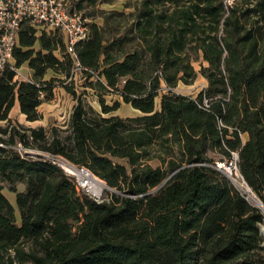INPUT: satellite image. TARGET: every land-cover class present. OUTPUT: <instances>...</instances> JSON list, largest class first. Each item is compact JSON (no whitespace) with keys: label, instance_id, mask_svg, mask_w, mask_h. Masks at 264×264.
<instances>
[{"label":"trees","instance_id":"1","mask_svg":"<svg viewBox=\"0 0 264 264\" xmlns=\"http://www.w3.org/2000/svg\"><path fill=\"white\" fill-rule=\"evenodd\" d=\"M113 1H72L89 30L76 59L58 31L38 34L24 22L13 57L30 81L0 73V264H264V213L216 168L236 152L264 204V0L97 8ZM48 71L64 80H47ZM75 76L100 111L68 86ZM198 76L207 85L196 96L175 92ZM58 81L76 100L66 132L10 122L16 103L28 122L40 121ZM122 104L140 115L114 114ZM43 154L118 194L95 199Z\"/></svg>","mask_w":264,"mask_h":264},{"label":"built area","instance_id":"2","mask_svg":"<svg viewBox=\"0 0 264 264\" xmlns=\"http://www.w3.org/2000/svg\"><path fill=\"white\" fill-rule=\"evenodd\" d=\"M70 7L68 0H0V73L6 68H11L16 72V78L19 79L20 72L19 68L15 67L13 54L24 22H28L36 28L62 33L67 52L76 59L75 45L88 38L89 30L87 20L82 13L75 9L71 10ZM22 80L30 81V78ZM43 155L62 168L67 175L75 178L78 188L88 189L83 176V174H92L88 169L79 168L61 156ZM237 161L238 154L233 152L230 160L218 162L216 168L222 171L244 194L236 185L235 181L237 180L233 178V172H235L236 178L240 179L239 182L237 181L238 184L250 190L238 170Z\"/></svg>","mask_w":264,"mask_h":264},{"label":"rangeland","instance_id":"3","mask_svg":"<svg viewBox=\"0 0 264 264\" xmlns=\"http://www.w3.org/2000/svg\"><path fill=\"white\" fill-rule=\"evenodd\" d=\"M73 0H68V5H72ZM130 2V0H116L112 3H98L97 8L104 9V10H120V11H126L128 12V9L125 8V3ZM96 22H101L100 19H96ZM38 34H41V32L46 31L48 34L53 32L52 30L38 28ZM60 33V32H59ZM62 36L63 34L60 33ZM64 38V36H63ZM37 48V46H36ZM57 56L60 57L61 54L59 52H56ZM20 76L19 79L24 78H31L33 72L32 70L27 66V64H24L19 68ZM45 78L49 80L50 78H56L57 80H64L61 75L53 72L48 71ZM61 81H58L57 87L54 89V95L51 99V101H45L43 104L39 107V112L42 115V118L40 121H37L35 123H30L26 120L23 114H21L19 110V106L16 103L13 109L10 112V122L16 126V127H23V128H38V127H44L46 131L49 133L52 128H58L59 130H63L66 132L68 130L70 117L73 111V108L76 104V100L73 98L71 94H68L64 87L61 86ZM207 85L206 80L198 76V78L195 80V82L191 85H184L180 84L176 89L175 92L183 95H193L196 96L204 87ZM68 86H71L74 89V92L77 96H82L84 102L96 109L97 111H100V107L97 104V98L92 89L85 88L83 81L79 79L78 76H75V79L73 82L68 81ZM117 99L116 96H107L106 102L108 104H112L113 100ZM160 100H157V106H159ZM114 114L122 116V117H136L139 116V112L134 110L128 105L122 104L121 108L116 111ZM2 126H6L7 124L5 122L0 123ZM65 134V133H63ZM26 152L30 154H37L38 152L35 150H26ZM94 175V174H93ZM95 176V175H94ZM98 178L97 176H95ZM233 178H235L238 182L240 179L236 178L235 172H233ZM101 180L100 178H98ZM102 181V180H101ZM103 182V181H102ZM5 185V184H4ZM18 191L24 190L23 185H18L17 187ZM85 191L94 197L95 199H102L107 198V191L109 192H116L118 194L117 190H108L104 189L100 196H95L92 194L88 189H85ZM243 192V191H242ZM244 193V192H243ZM4 194L8 197V199L11 201V203L16 208V217L17 222L20 224V215L16 206V200L14 193L10 192L8 189L4 190ZM245 195V193H244ZM246 196V195H245ZM264 235V234H263Z\"/></svg>","mask_w":264,"mask_h":264},{"label":"bare ground","instance_id":"4","mask_svg":"<svg viewBox=\"0 0 264 264\" xmlns=\"http://www.w3.org/2000/svg\"><path fill=\"white\" fill-rule=\"evenodd\" d=\"M79 174L81 175L80 172H79ZM83 176L87 182L88 190L92 194H94L95 196H100L101 193L103 192V190L106 189L107 185L104 182H102L101 180H99L98 178H96L93 174H91V175L83 174ZM235 183L245 193L248 201L251 204H254L256 206H262L260 204L259 199L250 190L243 188L240 184H238L237 181H235ZM262 233L264 234V221L262 223Z\"/></svg>","mask_w":264,"mask_h":264},{"label":"water","instance_id":"5","mask_svg":"<svg viewBox=\"0 0 264 264\" xmlns=\"http://www.w3.org/2000/svg\"><path fill=\"white\" fill-rule=\"evenodd\" d=\"M106 189H108L109 190V187L108 186H106ZM260 201V200H259ZM260 204L262 205V206H256V207H258L259 209H261L262 210V212L264 213V204L260 201ZM254 205V204H253ZM261 231H262V227H261Z\"/></svg>","mask_w":264,"mask_h":264},{"label":"crops","instance_id":"6","mask_svg":"<svg viewBox=\"0 0 264 264\" xmlns=\"http://www.w3.org/2000/svg\"><path fill=\"white\" fill-rule=\"evenodd\" d=\"M51 101V100H50ZM25 117V116H24ZM37 122V121H36ZM30 123H35V122H30Z\"/></svg>","mask_w":264,"mask_h":264}]
</instances>
